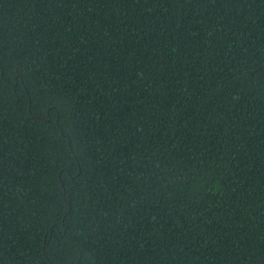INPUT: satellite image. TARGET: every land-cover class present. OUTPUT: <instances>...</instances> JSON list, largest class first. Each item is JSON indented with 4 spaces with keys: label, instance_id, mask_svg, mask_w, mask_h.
Wrapping results in <instances>:
<instances>
[{
    "label": "trees",
    "instance_id": "obj_1",
    "mask_svg": "<svg viewBox=\"0 0 264 264\" xmlns=\"http://www.w3.org/2000/svg\"><path fill=\"white\" fill-rule=\"evenodd\" d=\"M0 264H264V0H0Z\"/></svg>",
    "mask_w": 264,
    "mask_h": 264
}]
</instances>
